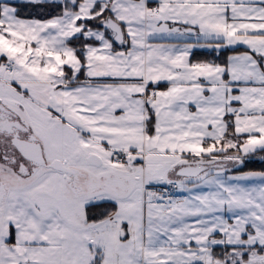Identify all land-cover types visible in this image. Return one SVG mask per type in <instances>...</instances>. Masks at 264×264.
Returning a JSON list of instances; mask_svg holds the SVG:
<instances>
[{
	"label": "snow or ice",
	"instance_id": "snow-or-ice-1",
	"mask_svg": "<svg viewBox=\"0 0 264 264\" xmlns=\"http://www.w3.org/2000/svg\"><path fill=\"white\" fill-rule=\"evenodd\" d=\"M0 264H264V0H0Z\"/></svg>",
	"mask_w": 264,
	"mask_h": 264
},
{
	"label": "trees",
	"instance_id": "trees-1",
	"mask_svg": "<svg viewBox=\"0 0 264 264\" xmlns=\"http://www.w3.org/2000/svg\"><path fill=\"white\" fill-rule=\"evenodd\" d=\"M258 166V165H257Z\"/></svg>",
	"mask_w": 264,
	"mask_h": 264
}]
</instances>
